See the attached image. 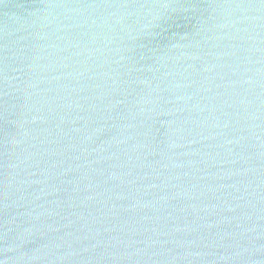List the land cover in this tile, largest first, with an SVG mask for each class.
Wrapping results in <instances>:
<instances>
[{
    "label": "water",
    "instance_id": "1",
    "mask_svg": "<svg viewBox=\"0 0 264 264\" xmlns=\"http://www.w3.org/2000/svg\"><path fill=\"white\" fill-rule=\"evenodd\" d=\"M0 264H264V0H0Z\"/></svg>",
    "mask_w": 264,
    "mask_h": 264
}]
</instances>
